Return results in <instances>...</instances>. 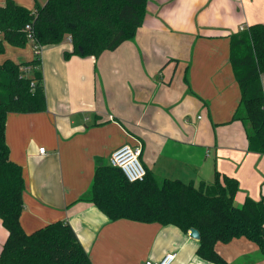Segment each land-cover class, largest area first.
Wrapping results in <instances>:
<instances>
[{
    "label": "crops",
    "instance_id": "crops-1",
    "mask_svg": "<svg viewBox=\"0 0 264 264\" xmlns=\"http://www.w3.org/2000/svg\"><path fill=\"white\" fill-rule=\"evenodd\" d=\"M15 1L29 9L43 3ZM256 23L264 24V0H149L136 36L99 58L66 59L69 40L44 47L47 109L9 112L6 121L10 158L26 181L25 231L68 222L92 264H142L170 252H177L173 264H216L198 255L190 230L112 220L80 197L98 162L110 163L123 144H140L142 163L157 179L198 184L219 171L238 179L237 204L264 199V153L249 149L244 122L233 118L241 90L230 60L231 34ZM29 43L5 42L0 64L33 59ZM261 80L264 86V72ZM7 237L0 218V253ZM216 249L231 262L264 264V252L245 237Z\"/></svg>",
    "mask_w": 264,
    "mask_h": 264
},
{
    "label": "trees",
    "instance_id": "trees-1",
    "mask_svg": "<svg viewBox=\"0 0 264 264\" xmlns=\"http://www.w3.org/2000/svg\"><path fill=\"white\" fill-rule=\"evenodd\" d=\"M149 0H47L34 8L6 0L0 5V54L5 42L24 47L57 45L69 40L64 57L94 56L117 49L133 39L144 23ZM230 60L241 90L233 118L244 122L251 151L264 153V24L231 34ZM47 109L41 53L29 61L6 59L0 64V218L8 237L0 264H92L72 225L51 222L34 232L21 223L26 181L22 166L10 158L6 140L9 112ZM147 170V169H146ZM238 179L216 171L213 181L198 184L179 178L161 182L147 170L143 180L129 181L120 167L98 162L88 192L91 201L110 219L172 224L200 232L197 253L216 264H239L216 249L245 237L264 252V199L247 197L239 205Z\"/></svg>",
    "mask_w": 264,
    "mask_h": 264
},
{
    "label": "built area",
    "instance_id": "built-area-1",
    "mask_svg": "<svg viewBox=\"0 0 264 264\" xmlns=\"http://www.w3.org/2000/svg\"><path fill=\"white\" fill-rule=\"evenodd\" d=\"M244 27H242V30ZM35 53H41L42 49L39 46L34 47ZM142 146L140 144L131 145L123 144L116 148L110 157V164L120 167L124 175L129 181L143 180L147 174L146 167L140 158ZM41 153H45V147L39 149ZM177 257V252H170L164 255L159 261L148 259L142 264H173Z\"/></svg>",
    "mask_w": 264,
    "mask_h": 264
},
{
    "label": "water",
    "instance_id": "water-1",
    "mask_svg": "<svg viewBox=\"0 0 264 264\" xmlns=\"http://www.w3.org/2000/svg\"><path fill=\"white\" fill-rule=\"evenodd\" d=\"M190 233H191V235L193 236V237H195V238H200V232L198 231V229H196V228H191L190 229Z\"/></svg>",
    "mask_w": 264,
    "mask_h": 264
},
{
    "label": "rangeland",
    "instance_id": "rangeland-1",
    "mask_svg": "<svg viewBox=\"0 0 264 264\" xmlns=\"http://www.w3.org/2000/svg\"><path fill=\"white\" fill-rule=\"evenodd\" d=\"M39 1H41V2H43V3H45L47 0H39ZM42 3V4H43ZM68 40H64V43H66ZM29 43V42H28ZM27 43V44H28ZM29 44H31V43H29ZM164 179V176H159V178H158V180L161 182L162 180Z\"/></svg>",
    "mask_w": 264,
    "mask_h": 264
}]
</instances>
